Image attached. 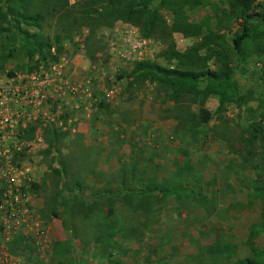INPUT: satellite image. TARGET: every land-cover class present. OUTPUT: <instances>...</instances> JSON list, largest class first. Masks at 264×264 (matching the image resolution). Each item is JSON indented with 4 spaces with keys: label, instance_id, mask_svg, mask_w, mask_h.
<instances>
[{
    "label": "rangeland",
    "instance_id": "1",
    "mask_svg": "<svg viewBox=\"0 0 264 264\" xmlns=\"http://www.w3.org/2000/svg\"><path fill=\"white\" fill-rule=\"evenodd\" d=\"M27 1V10L40 11L43 20L37 28L21 27L52 47L36 66L38 58L29 61L15 51L0 73L46 69L62 57L63 78L88 79L94 100L84 118L81 102L69 93L48 99L47 117L37 124L38 148L18 154V164L29 168L24 188L30 208L46 231V242L26 236L18 252L31 264H226L250 255V242L261 245L264 29L240 56L230 40L241 18L228 11L226 0L185 10L189 21L206 22L203 32L222 34L227 42V58L216 54L207 64L217 69L221 63L242 99L214 112L213 95L203 102L188 95L174 99L156 83L131 79L141 60L174 67L162 55L170 41L178 51L205 53L200 36L170 30L166 7L158 10L164 23L144 36L141 21L106 14L107 0ZM263 9L264 0H253L247 12ZM126 30L148 39L139 60L121 55L129 48ZM4 35L1 43L17 47L18 36ZM200 106L212 112L203 125ZM250 130L256 137L248 144ZM153 186L158 190H147Z\"/></svg>",
    "mask_w": 264,
    "mask_h": 264
},
{
    "label": "trees",
    "instance_id": "2",
    "mask_svg": "<svg viewBox=\"0 0 264 264\" xmlns=\"http://www.w3.org/2000/svg\"><path fill=\"white\" fill-rule=\"evenodd\" d=\"M226 2L230 9L228 11L241 18L240 27L230 40L232 50L241 56L243 45L261 28L264 29V9L248 13L253 0H226ZM203 3L204 0H107L106 7L110 10H107L106 14H113L134 23L141 21L142 35L150 36L157 25L164 23L158 10L166 7L172 20L171 31L180 32L185 36H200L201 42L206 45L203 55L194 47L178 51L173 41H170L162 55L165 60L174 61V67L165 68L155 62L141 60L133 64L129 74L133 82L146 80L168 89L170 97L174 99L188 95L203 102L208 96L213 95L217 102L214 112H220L227 102H240L242 97L238 95L234 80L225 72L221 63L217 69H210L207 64V60L216 54L221 55L222 59L227 58L224 54L227 52L224 36L211 30L203 32L205 21L192 22L185 15L187 8L200 6ZM27 7V0H0V35L15 34L20 41L17 47L0 42V70L7 60L14 56L15 51L29 61L34 57L38 58L39 60L33 61L34 66L40 60L44 61L49 54V49L52 47L50 42L40 38L35 31L21 27L23 25L37 28L43 20L40 11H29ZM30 68L31 66H26V70ZM262 73L264 83V68ZM211 116L212 112L202 106L199 107L197 119L200 124H206ZM255 137L256 134L250 130L245 141L250 144ZM23 246L25 243L22 236H16L8 243V249L13 252ZM226 264H264V238L259 246H254L250 242V255Z\"/></svg>",
    "mask_w": 264,
    "mask_h": 264
},
{
    "label": "built area",
    "instance_id": "3",
    "mask_svg": "<svg viewBox=\"0 0 264 264\" xmlns=\"http://www.w3.org/2000/svg\"><path fill=\"white\" fill-rule=\"evenodd\" d=\"M123 39L129 48L120 53L122 57L139 60L148 39L131 30L125 31ZM65 61L60 57L59 62L46 69L38 67L13 75L0 73V264H30L18 251L8 249V243L16 236L46 242V231L30 208V195L24 188L29 168L18 164L17 156L23 148L27 147V152L38 148L42 138L37 124L47 117V100H62L69 93L81 102L84 118L90 115L89 106L94 99L89 80L78 83L63 78ZM106 96L111 97L109 93ZM81 125L85 127L87 123Z\"/></svg>",
    "mask_w": 264,
    "mask_h": 264
},
{
    "label": "crops",
    "instance_id": "4",
    "mask_svg": "<svg viewBox=\"0 0 264 264\" xmlns=\"http://www.w3.org/2000/svg\"><path fill=\"white\" fill-rule=\"evenodd\" d=\"M101 165V162L100 161H98L97 162V164H96V166L97 167H99ZM157 188V186H153L152 188H147V190L148 191H153V190H155ZM105 219H107L109 222L112 220V219H110V214L108 215V216H106L105 217ZM115 233V232H114ZM113 237H114V235H113ZM103 239V238H102ZM101 245L103 244V241H101V243H100ZM100 245V246H101ZM101 248H103V246H101ZM31 264V263H30Z\"/></svg>",
    "mask_w": 264,
    "mask_h": 264
}]
</instances>
